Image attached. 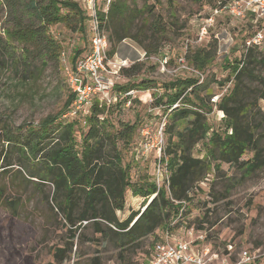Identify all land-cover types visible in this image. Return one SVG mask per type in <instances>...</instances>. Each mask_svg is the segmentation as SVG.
<instances>
[{
    "label": "rangeland",
    "instance_id": "obj_1",
    "mask_svg": "<svg viewBox=\"0 0 264 264\" xmlns=\"http://www.w3.org/2000/svg\"><path fill=\"white\" fill-rule=\"evenodd\" d=\"M145 3L147 6H155V12L164 18L169 27L168 33L156 43L151 41V46H157V49L156 53L150 55H145L143 49L130 40L117 46L112 59L115 64L122 65L118 71V81L114 79V93L118 91V87L136 86L140 82H148L150 87L147 91H138L129 108L114 106L104 110L102 116L103 119L107 116L114 127L119 122L137 124L127 143L117 144L120 162L129 177L125 209L117 214L121 221L132 212H141L144 205L149 203V200L135 193L138 188H145L146 184L155 180L156 176V171L152 169L156 150L152 146L156 145L158 130L163 121L158 114L148 113L150 100L154 105V96L166 93V86L189 78L206 85L207 92L201 95L209 103L210 98L216 94L226 95L233 84L232 66L239 61L244 51L243 44L254 31L250 24L251 14L240 20L220 13L215 17L213 26L199 41V28L210 8L191 0H135L134 5L143 8ZM5 18L6 14L2 9L1 36ZM49 35L60 44L64 57L46 64L40 59L33 61L26 74L23 73L25 66L14 68L9 65L0 68V151L6 148L3 143L6 137L24 138L30 131L37 132L41 122L47 117H58L65 112L63 106L71 95L64 68L68 64L73 65V59L76 58L77 61L86 52L88 33L87 30L85 35L71 33L58 24L49 28ZM12 44V51L17 56H23L20 46ZM209 44H215V57L205 70L198 72L186 59L187 53L202 48L208 50ZM261 48L260 51L264 54V44ZM180 61H183L188 70L182 68ZM134 62L139 64V72L125 76L122 70L131 68ZM261 74L264 76V70ZM228 78L229 82L226 83ZM224 88L227 90L224 91ZM259 107L264 111V101H259ZM63 122H75L76 127L81 124L78 118L64 119ZM207 123L210 130L206 139L193 148V157L205 156L212 131H229L227 122L221 119L217 109L212 108L207 116ZM103 127L105 131L110 129V126L106 128V124ZM185 127L187 124L181 121L175 129L180 131ZM75 131V149L80 152V130ZM162 138L166 147L167 135L163 133ZM7 154L5 159L14 165L3 172L0 168V264H147L155 241H161L166 234L182 237L184 229L197 231V226L200 225L205 230L207 244L214 250L222 252L225 245L229 244L236 251L251 249L257 255L254 264H264V169L243 175L228 164H212L206 179L190 193V200L176 205L178 213L172 214L154 236L141 241L138 246L121 249L112 238L115 236L108 240L105 237L102 239L88 226L77 229L73 235L63 227L51 202L47 201L50 196L49 187H40L37 192L34 185L26 184L24 176L17 173L20 171L17 167L18 154ZM250 156L251 154H247L244 158ZM3 158L2 152L0 167L5 163ZM166 163L170 171L169 159ZM217 167L219 172L215 170ZM165 175L166 171L163 177ZM179 213L182 218L179 220V227H176L175 216ZM201 220H204L203 224L199 223ZM72 236L75 237L72 239ZM58 249L62 253L55 257Z\"/></svg>",
    "mask_w": 264,
    "mask_h": 264
},
{
    "label": "trees",
    "instance_id": "obj_2",
    "mask_svg": "<svg viewBox=\"0 0 264 264\" xmlns=\"http://www.w3.org/2000/svg\"><path fill=\"white\" fill-rule=\"evenodd\" d=\"M191 1L211 9L219 0ZM134 3L135 0H113L109 9L104 26L110 58L125 40L137 44L145 55L156 53L157 46H151V41L156 43L168 33L169 27L155 12V6L145 3L143 8H138ZM2 9L6 18L1 31L3 36L0 35V68L25 66L23 73L26 74L33 61L40 59L46 64L58 60L62 50L49 35V28L53 25L61 24L71 33H86V16L73 0H0V11ZM12 43L20 46L23 58L12 51ZM261 45L249 46L237 64L232 66V88L216 106L222 112L229 131H212L202 158L193 157L192 150L206 139L210 130L207 116L212 112V105L201 95L207 92L206 85L193 78L177 80L166 86V93L154 96V105H151L162 106L165 111L179 105L169 113L164 126V134L167 135L164 152L171 163L168 187L160 189L155 196L156 186L152 182L145 188H138L135 195L149 200V203L141 212H132L123 221L117 214L125 209L129 177L120 162L117 144H126L137 124L119 122L114 127L107 116L102 117L105 108L94 107L83 126L79 124L81 127H76L75 122L64 123L59 115L47 117L37 132L30 131L24 138L6 137L3 141L6 148L0 151V156L4 153L5 163L0 168L3 172L14 165L5 159L7 153L18 154L19 176H24L25 183L34 185L37 192L40 187H49L47 201L51 202L62 226L73 235L77 229L88 226L102 239L115 236L112 238L121 249L138 246L141 241L154 236L172 214L178 213L176 205L190 200V193L206 179L212 164H228L243 175L264 169V111L259 107V101H264V76L261 74L264 54L260 51ZM214 57L215 44H209L208 50L202 48L188 52L186 59L193 69L202 72ZM75 62L76 58L72 63ZM139 70V64L134 62L122 73L132 76ZM225 82H229V78ZM147 83L122 86L117 90L147 91L150 87ZM71 100L72 96L65 102L63 112ZM181 121L187 127L176 130ZM103 124L110 129L105 131ZM75 129L80 130V152L75 149ZM247 154H251L250 158H244ZM215 170L219 172L218 167ZM181 218H176V227H179ZM199 223L203 224L204 220ZM197 229L204 228L200 225ZM56 253L55 257H59L62 250L58 249Z\"/></svg>",
    "mask_w": 264,
    "mask_h": 264
},
{
    "label": "built area",
    "instance_id": "obj_3",
    "mask_svg": "<svg viewBox=\"0 0 264 264\" xmlns=\"http://www.w3.org/2000/svg\"><path fill=\"white\" fill-rule=\"evenodd\" d=\"M77 2L86 16V30L88 33V45L86 52L73 65L65 66L66 82L69 87L72 100L62 119H80L81 124L92 112L94 107L114 108L120 106L129 108L136 95L137 90L117 91L114 93L116 80L118 81V71L122 64H115L112 57L108 56L109 43L105 32V23L109 9L113 0H73ZM225 13L236 19H243L247 14H251L254 19L253 33L243 44L244 50L251 45L259 46L262 43L264 32V0H219L214 8L209 9V13L204 18L199 28L198 38L201 41L215 22V17ZM64 57L61 52L60 58ZM64 61V60H63ZM125 63V62H122ZM183 69L188 70L180 61ZM117 68V71L114 69ZM194 71V70H193ZM196 75H199L196 73ZM198 77L202 78L201 75ZM116 79V80H114ZM227 89L224 88V91ZM221 95H214L210 98L212 108L216 110ZM148 107V113H154L162 119L163 123L158 130L156 145L152 146L156 150V159L152 167L156 171L155 180L152 182L156 186V193L160 189H167L169 169L166 167L164 142L165 122L169 113L179 105L175 104L166 111L162 106ZM161 112V114H160ZM221 119H224L222 112ZM102 119V117H101ZM144 126L147 127V124ZM166 175L163 177V173ZM155 174V173H154ZM153 174V175H154ZM161 176V178H160ZM181 218L179 213L177 219ZM176 219V220H177ZM205 230L184 229L182 237L166 234L161 241H155L151 247V252L147 264H254L257 255L251 249L235 250L229 244L222 252L211 248L206 241Z\"/></svg>",
    "mask_w": 264,
    "mask_h": 264
},
{
    "label": "crops",
    "instance_id": "obj_4",
    "mask_svg": "<svg viewBox=\"0 0 264 264\" xmlns=\"http://www.w3.org/2000/svg\"><path fill=\"white\" fill-rule=\"evenodd\" d=\"M249 18H250V24H251V27H252V29H253V28L255 27L254 24H253V23H254V22H253V21H254L253 16L251 15V17H249Z\"/></svg>",
    "mask_w": 264,
    "mask_h": 264
}]
</instances>
